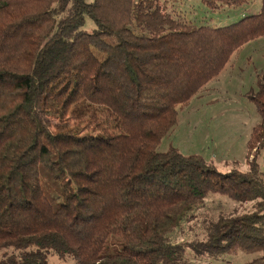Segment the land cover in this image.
I'll return each mask as SVG.
<instances>
[{
  "label": "trees",
  "instance_id": "obj_1",
  "mask_svg": "<svg viewBox=\"0 0 264 264\" xmlns=\"http://www.w3.org/2000/svg\"><path fill=\"white\" fill-rule=\"evenodd\" d=\"M159 2L0 0V251L19 252L0 264H49L50 250L77 264H185L187 249L264 264V73L246 94L261 119L246 171L158 150L179 106L264 38V0L215 27ZM201 2L215 12L252 0ZM210 194L257 203L210 220L203 240L173 241Z\"/></svg>",
  "mask_w": 264,
  "mask_h": 264
},
{
  "label": "rangeland",
  "instance_id": "obj_2",
  "mask_svg": "<svg viewBox=\"0 0 264 264\" xmlns=\"http://www.w3.org/2000/svg\"><path fill=\"white\" fill-rule=\"evenodd\" d=\"M159 3L171 13L176 12L186 22L215 27L237 22L242 19L241 12L255 14L253 7L256 5L260 8L262 0H252L249 7L228 6L215 12L207 9L201 0H160ZM83 29L93 32L96 25L87 18ZM261 73H264V38L257 39L234 53L226 70L207 85L209 91L201 90V94L192 98V101L179 106V124L167 134L158 150L167 152L169 148L175 147L186 155L199 154L221 174L230 172L234 162H237L238 168L246 171L247 142L261 120L256 106L246 94L257 90V76ZM257 159L260 170L264 173V147ZM205 201L174 233L173 241L185 243L203 240L210 220H217L223 215L250 213L257 203L235 202L218 194H210ZM120 248L117 245V249ZM18 253L14 248L3 249L0 251V260ZM47 255L49 264H77L71 256L60 257L53 250L47 251ZM261 257L262 254L245 253L211 257L187 249L185 264H252Z\"/></svg>",
  "mask_w": 264,
  "mask_h": 264
},
{
  "label": "crops",
  "instance_id": "obj_3",
  "mask_svg": "<svg viewBox=\"0 0 264 264\" xmlns=\"http://www.w3.org/2000/svg\"><path fill=\"white\" fill-rule=\"evenodd\" d=\"M250 5H247V7H249ZM247 10H250V8H246ZM246 10V11H247ZM253 10L255 11V12H258L259 10H260V8H259V6L257 7L256 5H254V7H253ZM254 12V13H255ZM246 13L245 12H241V16L243 17L244 15H245ZM206 89V91H209L210 90V88H209V86H205V88L202 90V92H204V90ZM207 93V92H206ZM198 94H201V91L198 93ZM197 94V95H198ZM196 95V96H197ZM194 98V97H193ZM199 98V97H198ZM192 101V100H191Z\"/></svg>",
  "mask_w": 264,
  "mask_h": 264
}]
</instances>
